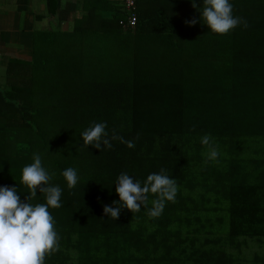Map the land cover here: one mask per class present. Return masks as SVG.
<instances>
[{"label":"trees","instance_id":"trees-1","mask_svg":"<svg viewBox=\"0 0 264 264\" xmlns=\"http://www.w3.org/2000/svg\"><path fill=\"white\" fill-rule=\"evenodd\" d=\"M230 3L248 27L216 34L185 23L200 21L191 0H135L133 29L119 25L122 1L106 18L88 0L71 31H36L30 59L10 61L0 186H17L26 201L20 178L33 154L54 174L62 206L49 211L60 239L45 264H264V0ZM93 122L135 147L85 146ZM206 134L219 151L207 163ZM69 167L73 189L62 176ZM162 168L178 192L161 215H147L152 194L147 208L104 214L119 201L121 173L143 183ZM248 241L260 250L245 257Z\"/></svg>","mask_w":264,"mask_h":264},{"label":"clouds","instance_id":"clouds-1","mask_svg":"<svg viewBox=\"0 0 264 264\" xmlns=\"http://www.w3.org/2000/svg\"><path fill=\"white\" fill-rule=\"evenodd\" d=\"M191 3L201 13L200 21L193 18L185 22L191 26L202 21L216 34H227L241 23L248 27L246 20L233 15L230 0H203L202 8L196 0H191ZM106 127L105 122H93L81 133L83 144L100 150L102 147L111 149V140H119L129 148L135 147L134 141L124 140L115 132L109 139ZM200 142L207 148L205 162L216 160L219 151L211 135L202 136ZM32 161L22 168L20 178L29 190L26 201L21 200L17 186H0V264H45L46 254L59 248L60 237L49 209L62 206V189L50 183L54 174H49L39 154H33ZM62 176L69 189L75 188L79 181L77 170L72 167L63 170ZM115 185L119 201L113 202L115 207H103L104 214L115 220L119 219L124 208L133 213L139 211L141 206L147 208L149 194L156 198L152 200L147 215L158 217L163 212L165 202L174 201L178 192L176 180L170 178L163 168L159 173L149 174L143 183L127 173H121ZM37 191L43 194L44 202L33 204L31 201L37 196Z\"/></svg>","mask_w":264,"mask_h":264},{"label":"crops","instance_id":"crops-1","mask_svg":"<svg viewBox=\"0 0 264 264\" xmlns=\"http://www.w3.org/2000/svg\"><path fill=\"white\" fill-rule=\"evenodd\" d=\"M86 1L52 0L50 10V0H0V88L6 84L10 61L30 59L34 32L71 31L75 20L85 13ZM94 1L104 7L101 15L106 18L113 14L107 5L121 4V0Z\"/></svg>","mask_w":264,"mask_h":264},{"label":"built area","instance_id":"built-area-1","mask_svg":"<svg viewBox=\"0 0 264 264\" xmlns=\"http://www.w3.org/2000/svg\"><path fill=\"white\" fill-rule=\"evenodd\" d=\"M121 1L125 12V19L121 20L119 22V25L122 27H128L130 29H133L137 21L135 0Z\"/></svg>","mask_w":264,"mask_h":264},{"label":"rangeland","instance_id":"rangeland-1","mask_svg":"<svg viewBox=\"0 0 264 264\" xmlns=\"http://www.w3.org/2000/svg\"><path fill=\"white\" fill-rule=\"evenodd\" d=\"M3 87L5 88V86H3ZM13 148L15 149V145L13 146ZM258 249H259V247L255 242L248 241V243L246 245L242 246V254L245 255V257L252 256L254 251H256Z\"/></svg>","mask_w":264,"mask_h":264}]
</instances>
